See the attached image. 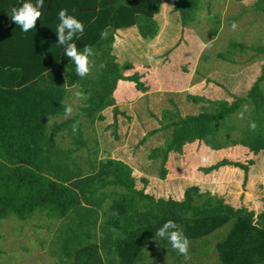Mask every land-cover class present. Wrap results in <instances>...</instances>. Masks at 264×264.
I'll return each mask as SVG.
<instances>
[{"label": "trees", "instance_id": "obj_1", "mask_svg": "<svg viewBox=\"0 0 264 264\" xmlns=\"http://www.w3.org/2000/svg\"><path fill=\"white\" fill-rule=\"evenodd\" d=\"M25 2L35 4L36 0H0V223L12 217L19 222L59 220L50 243V256L58 264H143L145 250L151 245H162L166 253L173 250L167 237H155L168 220L176 222L190 241L231 224L228 234L216 244L219 264H264V210L256 214L245 206L235 208L223 198L201 192L198 186L188 187L182 200L157 198L138 189L131 165L101 158V146L92 151L86 139V123L95 126L97 121H105L104 112L116 105L120 81L135 82L140 91L147 90L142 74L126 75L134 64L118 61L115 44L119 31L136 28L143 39H156L164 2H174V11L186 27L196 21L197 1L45 0L36 27L23 32L9 13ZM262 4L264 0H257L255 7L264 11ZM61 9L85 26L75 42L78 49L87 45L94 51L95 67L86 77L77 75L76 65L57 43ZM103 31L107 36L102 39ZM230 48L264 54V46L231 43ZM263 83L264 64L246 96L229 102L188 95L189 101L207 106L199 114L187 116L167 110L162 126L147 136L170 134L164 146L150 154L151 160L161 162L160 178L168 179L172 154H184L186 146L195 142L218 151L231 141L254 156L264 151ZM73 91L83 97L76 104L78 111L66 116V105L74 111L70 103ZM244 109L249 119L239 129L241 137L227 139L225 130L236 128L231 119ZM55 118L65 120L52 121ZM77 121L78 130L73 132ZM67 139L72 140L70 147L64 145ZM85 149H89L86 164L80 157ZM254 164V160L244 164L224 158L200 171L240 169L246 185ZM144 183L147 187L150 182L144 179ZM164 252L157 254L156 250L160 256ZM176 254L179 264L191 263H182L184 257Z\"/></svg>", "mask_w": 264, "mask_h": 264}, {"label": "rangeland", "instance_id": "obj_2", "mask_svg": "<svg viewBox=\"0 0 264 264\" xmlns=\"http://www.w3.org/2000/svg\"><path fill=\"white\" fill-rule=\"evenodd\" d=\"M196 1L198 10L193 24L182 26L173 10L174 2H170L164 4L158 17L162 31L156 39H143L137 29L119 34L115 54L121 64L128 61L134 64L126 75L142 74L147 90L140 91L130 81L118 88L116 105L106 111L107 119L97 121L95 126L86 123V139L92 151L101 146V157L111 156L133 165L139 186L143 188V179L147 178L150 182L147 192L157 198L182 200L188 187L198 186L201 192L223 198L235 208L245 206L259 214L264 210V151L254 156L247 148L231 141L218 151L195 142L186 146L184 154L172 155L166 180L160 178L161 162L150 160L152 151L163 147L170 136L162 132L147 138L162 126L167 110H178L187 116L199 114L207 106L189 101L188 95L232 102L236 96H246L262 73L264 54L230 48L231 43L264 46V11L255 7L257 0ZM233 22L237 25L235 30ZM261 89L264 92V83ZM76 93L73 91L70 97L73 113L78 111L76 104L81 102ZM248 119L247 109L234 116L230 123L236 128L225 130L227 139L240 138L239 129L247 125ZM71 143L67 139L64 145L70 147ZM89 149L80 153L84 164L89 159ZM224 158L244 164L254 160L246 185L240 169L222 167L210 174L200 171ZM5 221L0 223V264H58L50 256V243L58 221L56 224L47 219L19 222L14 217ZM231 227L228 224L205 238L190 241L189 264H219L216 244ZM156 250L157 254L164 252L160 244L149 246L143 264H179L177 250L161 256ZM185 262L183 259L182 263Z\"/></svg>", "mask_w": 264, "mask_h": 264}, {"label": "clouds", "instance_id": "obj_3", "mask_svg": "<svg viewBox=\"0 0 264 264\" xmlns=\"http://www.w3.org/2000/svg\"><path fill=\"white\" fill-rule=\"evenodd\" d=\"M45 0H36V3L25 2L19 8L12 7L9 13L10 19L17 24L23 32H28L36 27L37 21L42 16L41 9L44 7ZM60 20L56 29L57 43L63 45L65 48V55L76 65V73L81 78L90 74L91 69L95 67V61L91 59L94 56V51L91 46H85L83 49H78L75 39L78 35H82L85 30L84 24L69 15L67 9H61L58 13ZM236 23L233 22L232 29L235 30ZM107 32H101V38H106ZM103 67V65H101ZM76 96L83 97V93H76ZM73 112L71 105L65 106V115L70 116ZM79 121L72 125L73 132L78 130ZM255 129V124L251 125ZM155 237L165 238L169 240L173 249L177 250L182 255L185 261L191 259L189 254L190 240L184 235L183 230L177 225L176 222L168 220L163 226L155 233Z\"/></svg>", "mask_w": 264, "mask_h": 264}, {"label": "crops", "instance_id": "obj_4", "mask_svg": "<svg viewBox=\"0 0 264 264\" xmlns=\"http://www.w3.org/2000/svg\"><path fill=\"white\" fill-rule=\"evenodd\" d=\"M165 3H168V2H164L163 3V8L165 7L164 6V4ZM174 10V9H173ZM162 12H163V9H162ZM161 15V14H160ZM160 15H158V17H160ZM176 16H179V14L178 13H176ZM159 19V18H158ZM180 22V21H179ZM193 24V23H192ZM130 31H136V28H133V29H130V30H125V31H119V34L121 33H124V32H130ZM161 31H162V28H161ZM119 36V35H118ZM117 39H118V37H117ZM118 61L119 62H121L120 60H119V58H118ZM126 82H129V81H120L119 82V85H118V88H121V86H126ZM111 108H113V107H111ZM108 109H110V108H108ZM107 109V110H108ZM106 110V111H107ZM106 111L104 112V115L106 116V119H107V113H106ZM111 125V124H110ZM100 141V140H99ZM100 143H101V141H100ZM172 155H174V154H172ZM107 157H110V158H114V157H111V156H107ZM107 157H105V158H107ZM172 157V156H171ZM101 158H104V157H101ZM114 159H119V158H114ZM119 160H121V159H119ZM151 160V159H150ZM124 161V160H123ZM151 161H153V160H151ZM154 162H158V161H154ZM128 163V162H127ZM129 165H131L130 163H128ZM132 167H133V169H134V166L133 165H131ZM134 172H135V169H134ZM135 177V176H134ZM136 178V177H135ZM137 179V178H136ZM145 179H147V178H145ZM143 183H144V179H143ZM137 187H138V189H140V190H142V189H146V185H145V183H144V186H143V188H141L140 186H139V182H138V180H137ZM146 193H148L147 192V189H146ZM185 193V192H184ZM151 194V193H150ZM184 197V196H183ZM233 206V205H232ZM47 221L48 222H50V221H52V222H54V224H56V222L58 221L59 222V224H58V227H59V225H60V221L59 220H50V219H47ZM3 222H5L6 223V221H3ZM58 227L55 229V231H54V233H53V236H54V234L56 233V231H57V229H58ZM52 236V237H53ZM53 258V257H52ZM58 262V261H57Z\"/></svg>", "mask_w": 264, "mask_h": 264}, {"label": "water", "instance_id": "obj_5", "mask_svg": "<svg viewBox=\"0 0 264 264\" xmlns=\"http://www.w3.org/2000/svg\"><path fill=\"white\" fill-rule=\"evenodd\" d=\"M51 5V2H50V4H49V6Z\"/></svg>", "mask_w": 264, "mask_h": 264}]
</instances>
